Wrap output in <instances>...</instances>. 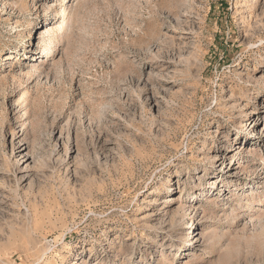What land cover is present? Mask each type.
Returning <instances> with one entry per match:
<instances>
[{
    "label": "rangeland",
    "instance_id": "1",
    "mask_svg": "<svg viewBox=\"0 0 264 264\" xmlns=\"http://www.w3.org/2000/svg\"><path fill=\"white\" fill-rule=\"evenodd\" d=\"M263 62L264 0H0V264H264Z\"/></svg>",
    "mask_w": 264,
    "mask_h": 264
},
{
    "label": "bare ground",
    "instance_id": "2",
    "mask_svg": "<svg viewBox=\"0 0 264 264\" xmlns=\"http://www.w3.org/2000/svg\"><path fill=\"white\" fill-rule=\"evenodd\" d=\"M263 64H264V62H263ZM243 103H246L245 101L243 102ZM246 106L248 105V104H245ZM197 197V196H196ZM78 264V263H77Z\"/></svg>",
    "mask_w": 264,
    "mask_h": 264
}]
</instances>
